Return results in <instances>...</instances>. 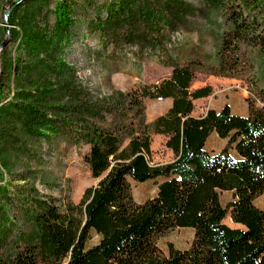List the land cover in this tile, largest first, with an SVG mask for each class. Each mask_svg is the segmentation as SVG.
Instances as JSON below:
<instances>
[{
  "label": "trees",
  "instance_id": "trees-1",
  "mask_svg": "<svg viewBox=\"0 0 264 264\" xmlns=\"http://www.w3.org/2000/svg\"><path fill=\"white\" fill-rule=\"evenodd\" d=\"M95 1L101 4L90 29L99 46L88 51L106 71H115L109 63L117 53L125 58L134 47L132 57L149 49L170 74L92 99L76 86L74 71L53 60L75 38L70 2L56 0L54 33L26 32L18 45L51 62L36 63L44 80L33 90L19 87L9 97L0 78V183L13 176L22 157L35 156L28 137H57L78 146L98 181L78 203L19 196L28 205L33 233L15 240L12 254L0 252V264H264V211L253 204L264 192V0H200L207 30H199L196 43L170 39L178 29L195 28L193 8L183 0ZM196 71L228 78L245 74L246 114H233L223 104L191 115L192 101L211 91L207 85L189 89ZM13 73H19L16 59ZM166 97L170 107L146 121L142 100ZM212 132L226 141L214 153L204 148ZM151 134L165 137L170 161L150 164ZM19 171L31 169L21 164ZM155 178V195L134 201L129 180ZM222 191L231 193L225 205ZM226 215L239 227L226 225ZM175 228H190L192 238L184 248L167 243L163 252L158 238ZM92 234L98 240L88 246Z\"/></svg>",
  "mask_w": 264,
  "mask_h": 264
},
{
  "label": "rangeland",
  "instance_id": "rangeland-1",
  "mask_svg": "<svg viewBox=\"0 0 264 264\" xmlns=\"http://www.w3.org/2000/svg\"><path fill=\"white\" fill-rule=\"evenodd\" d=\"M70 2L71 18L76 22L73 40L62 46L54 56V64L58 60L66 63L68 68L74 71L76 86L81 88L92 99L108 97L115 92H124L144 83H157L170 74V68L162 66L159 61L146 49L143 56L129 55L126 57L117 53L116 61L109 63L115 71H106L99 61L91 56L88 49H96L99 46L98 36L90 24L98 14L96 7L100 2L89 0H68ZM193 8L191 21L195 28L178 29L171 34L172 40H184L186 42H198L200 31L207 30L203 18L198 13L201 7L200 0H183ZM19 3L13 11L11 5ZM56 0H0V78L3 83L4 95L12 96L13 91L19 87L25 90H33L43 83L44 79H38L39 68L37 62L50 61L47 55L36 56L27 47L19 46V41L24 38L31 28L42 30L51 34L55 31ZM84 8V9H81ZM98 8V7H97ZM100 17L103 12H99ZM76 16L78 18L76 19ZM205 32H203L204 34ZM25 40V39H24ZM209 43L212 42L208 38ZM204 50L211 53L210 45H205ZM110 47L108 48V51ZM133 50V49H132ZM19 68L18 75L13 73L14 65ZM52 59V58H51ZM46 61V62H47ZM37 70L29 74V69ZM53 81L52 75H49ZM48 77V78H49ZM31 83V84H30ZM191 87L210 86V94L194 101L193 115H201L207 108L218 109L227 104L230 111L236 115H245L247 112L248 96L245 83V74L239 78L214 76L203 72H194L190 82ZM157 99L144 98V118L150 121L158 114L154 110L159 104ZM51 116V115H50ZM53 116V115H52ZM165 137L159 134L150 135V164H161L170 161L173 154L164 146ZM225 139L217 137L212 132L207 137L204 148L210 153L219 151L225 145ZM28 148L34 157L30 155L22 157V163L31 171H19L21 164L13 170V176H8L6 182L0 183L2 194L0 195V252L12 254L15 251L14 242L20 236L30 237L33 233L31 218L27 215L25 199L19 196L51 197L56 203H64L68 199L78 203L85 188L94 186L98 179L91 176L90 171L83 161L79 147L65 145L59 138H32L26 140ZM87 146L83 150H87ZM229 152L233 154L230 149ZM39 160V161H38ZM21 162V161H20ZM160 178H155L142 183L129 180L131 195L134 201L143 200L155 195L156 184ZM231 199L229 191H222L219 200L225 205ZM253 204L264 211V192L254 198ZM228 226L239 227L231 222L228 215L223 218ZM192 238L190 228H175L158 238L159 248L165 252L166 244L171 243L176 248L188 246ZM98 237L92 234L87 245L95 244ZM64 264V263H63Z\"/></svg>",
  "mask_w": 264,
  "mask_h": 264
},
{
  "label": "crops",
  "instance_id": "crops-1",
  "mask_svg": "<svg viewBox=\"0 0 264 264\" xmlns=\"http://www.w3.org/2000/svg\"><path fill=\"white\" fill-rule=\"evenodd\" d=\"M194 88H197V87H191V85H189V89H194ZM154 99H157L156 101L158 102V106L154 109V110H158V114L156 115V116H158V115H161V114H163L169 107H170V105H171V98H168V97H166V98H154ZM196 100V99H195ZM195 100H193L192 101V104H193V108H194V101ZM221 107V106H220ZM219 107V108H220ZM218 108V109H219ZM208 109V108H207ZM214 109V108H213ZM217 110V109H216ZM206 111V110H205ZM204 114V113H203ZM203 114H201V115H203ZM191 115H193V109H192V111H191ZM156 116H154V117H156ZM193 116H200V115H193ZM153 117V118H154ZM152 118V119H153ZM234 224V223H233ZM235 225H237V224H235ZM230 227H235V226H230Z\"/></svg>",
  "mask_w": 264,
  "mask_h": 264
},
{
  "label": "built area",
  "instance_id": "built-area-1",
  "mask_svg": "<svg viewBox=\"0 0 264 264\" xmlns=\"http://www.w3.org/2000/svg\"><path fill=\"white\" fill-rule=\"evenodd\" d=\"M134 49V47L129 48V55H131V50Z\"/></svg>",
  "mask_w": 264,
  "mask_h": 264
}]
</instances>
